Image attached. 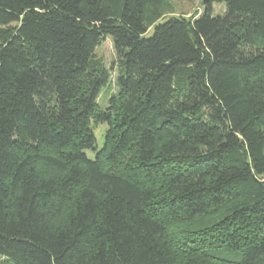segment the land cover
I'll use <instances>...</instances> for the list:
<instances>
[{
  "label": "trees",
  "instance_id": "1",
  "mask_svg": "<svg viewBox=\"0 0 264 264\" xmlns=\"http://www.w3.org/2000/svg\"><path fill=\"white\" fill-rule=\"evenodd\" d=\"M199 1L0 0V264H264V0Z\"/></svg>",
  "mask_w": 264,
  "mask_h": 264
},
{
  "label": "rangeland",
  "instance_id": "2",
  "mask_svg": "<svg viewBox=\"0 0 264 264\" xmlns=\"http://www.w3.org/2000/svg\"><path fill=\"white\" fill-rule=\"evenodd\" d=\"M173 8V14L175 16L183 15L184 17H190L193 14H200L203 11L201 2L199 0H169ZM225 11L223 4H213L212 5V15H222ZM152 34V29L148 32V35ZM95 54L100 58L107 69H109L111 74V82L108 87H105L101 90L98 99L97 105L103 109L107 105V100L110 96V92L115 90L113 81L116 76V54L113 47V41L110 36L106 37L100 46L95 50ZM107 129L106 124H99L93 128V132L96 138L97 149H100L103 146L104 136ZM89 158H93L91 152H87Z\"/></svg>",
  "mask_w": 264,
  "mask_h": 264
}]
</instances>
